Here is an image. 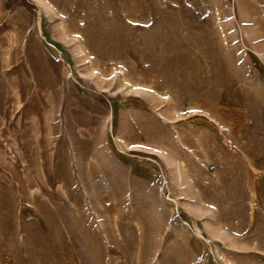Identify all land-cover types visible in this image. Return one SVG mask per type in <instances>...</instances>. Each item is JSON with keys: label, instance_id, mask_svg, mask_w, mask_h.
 I'll use <instances>...</instances> for the list:
<instances>
[{"label": "rangeland", "instance_id": "374dc122", "mask_svg": "<svg viewBox=\"0 0 264 264\" xmlns=\"http://www.w3.org/2000/svg\"><path fill=\"white\" fill-rule=\"evenodd\" d=\"M0 264H264V0H0Z\"/></svg>", "mask_w": 264, "mask_h": 264}, {"label": "bare ground", "instance_id": "6f19581e", "mask_svg": "<svg viewBox=\"0 0 264 264\" xmlns=\"http://www.w3.org/2000/svg\"><path fill=\"white\" fill-rule=\"evenodd\" d=\"M252 170V169H251ZM249 185H250V188H251V206L253 205L254 203V200L256 198V195H255V188L253 187L254 186V180L252 179H249ZM253 218H254V215H253V208H251V214H250V217H249V226L252 224V221H253ZM248 226V227H249Z\"/></svg>", "mask_w": 264, "mask_h": 264}]
</instances>
